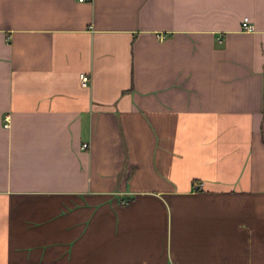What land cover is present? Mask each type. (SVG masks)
Listing matches in <instances>:
<instances>
[{"label": "crops", "instance_id": "obj_1", "mask_svg": "<svg viewBox=\"0 0 264 264\" xmlns=\"http://www.w3.org/2000/svg\"><path fill=\"white\" fill-rule=\"evenodd\" d=\"M0 264H264V0H0Z\"/></svg>", "mask_w": 264, "mask_h": 264}, {"label": "built area", "instance_id": "obj_2", "mask_svg": "<svg viewBox=\"0 0 264 264\" xmlns=\"http://www.w3.org/2000/svg\"><path fill=\"white\" fill-rule=\"evenodd\" d=\"M242 28L244 30H253L254 29V24L252 23L251 19L249 16H245L242 20ZM91 80V77H90V74L88 73H81L80 74V81H81V84L86 86L88 85V83L90 82ZM87 146V143H84V147ZM204 185V182L203 181H197L194 183V186L196 188H201L202 186Z\"/></svg>", "mask_w": 264, "mask_h": 264}]
</instances>
